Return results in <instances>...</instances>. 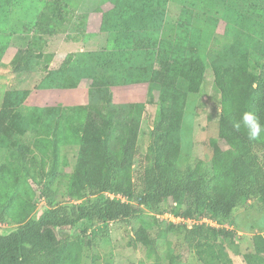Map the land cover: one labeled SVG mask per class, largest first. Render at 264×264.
<instances>
[{
    "label": "rangeland",
    "instance_id": "1",
    "mask_svg": "<svg viewBox=\"0 0 264 264\" xmlns=\"http://www.w3.org/2000/svg\"><path fill=\"white\" fill-rule=\"evenodd\" d=\"M136 1L0 0V111L6 99L14 102L12 111L26 131L14 152L21 164L6 163L8 150L0 148V206H6L7 213L0 234L15 231L18 212L26 214L25 220L44 213V175L54 167L55 177L48 181L52 204L85 202L83 196L76 201L66 194L78 146L59 139L79 106L109 102L111 110L121 111L144 105L139 153L132 166L141 192L140 177L160 112L159 89L149 82L148 73L159 68V59L172 48L194 53L205 67L200 91L188 94L182 111L177 169L180 174L189 168L201 170L211 178L207 146L219 132L221 115L212 68L232 66L243 53L263 60L264 0H165L156 8L161 15L139 27L132 14L137 10L152 19L154 8L131 7ZM47 4L57 5L66 19L55 33L39 19ZM26 49L32 54L29 65H12L17 52ZM54 142L56 150L47 147ZM157 216L142 208L138 217L128 220L89 230L85 224L76 226L67 232L64 264H202L184 245L182 227ZM215 224L221 232L211 243L223 250L229 264H264V209L256 199L242 201Z\"/></svg>",
    "mask_w": 264,
    "mask_h": 264
},
{
    "label": "trees",
    "instance_id": "2",
    "mask_svg": "<svg viewBox=\"0 0 264 264\" xmlns=\"http://www.w3.org/2000/svg\"><path fill=\"white\" fill-rule=\"evenodd\" d=\"M161 1L132 3L131 7L154 8L152 19L150 14L144 17L136 10L132 14L136 26L161 15L156 9L165 5V0ZM39 19L51 33L61 29L66 20L54 4H47ZM183 50L178 47L165 51L169 55L163 53L159 68L148 73L149 82L159 89L160 112L140 177L141 192L136 190L132 166L139 153V124L144 105L135 104L121 111L111 110L109 102L102 107H77L76 117L60 131L59 139L78 146L66 194L76 201L82 196L86 200L53 205V192L48 184L55 177L56 168H52L44 175L42 186L48 207L39 218L25 220L26 214L18 212L15 231L0 234V264H64L67 232L80 224L89 230L138 217L142 208L160 216L169 211L184 220L207 218L216 223L228 218L244 200L254 198L264 209V133L251 139L243 128L234 127L245 111L254 113L264 125V58L256 60L243 53L232 66L221 64L212 68L213 90L220 98L221 115L219 132L207 146V163L213 172L210 178L201 175V170L189 168L180 174L177 169L182 111L188 94L200 91L205 69L198 56L185 55ZM31 55L29 49L19 50L11 63L24 68L29 65ZM14 106L9 99L3 102L0 148L8 150L6 163L21 164L14 152L22 144L26 131L20 124L21 118L12 111ZM56 142L47 147L56 150ZM107 194L124 200L106 197ZM5 216L6 206H0V223ZM175 225L182 227L184 245L195 251L202 264H229L223 250L211 243L220 229L206 224H195L191 229L185 224Z\"/></svg>",
    "mask_w": 264,
    "mask_h": 264
},
{
    "label": "clouds",
    "instance_id": "3",
    "mask_svg": "<svg viewBox=\"0 0 264 264\" xmlns=\"http://www.w3.org/2000/svg\"><path fill=\"white\" fill-rule=\"evenodd\" d=\"M236 128H243L251 139H256L264 133V125L254 113L245 111L240 115L239 121L234 124Z\"/></svg>",
    "mask_w": 264,
    "mask_h": 264
},
{
    "label": "built area",
    "instance_id": "4",
    "mask_svg": "<svg viewBox=\"0 0 264 264\" xmlns=\"http://www.w3.org/2000/svg\"><path fill=\"white\" fill-rule=\"evenodd\" d=\"M159 219L161 220H165V221H171L174 224H185L187 226V228H192L193 225L195 224H206L215 228H219L217 227V225L215 224L216 222L208 220L207 218H196V219H188V220H184L181 217H175L171 212H165L163 215H158L157 216ZM175 220H178V222H175Z\"/></svg>",
    "mask_w": 264,
    "mask_h": 264
}]
</instances>
